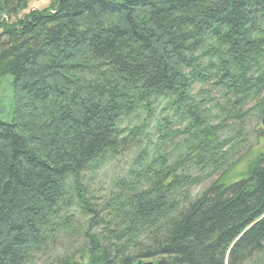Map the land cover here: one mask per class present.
Segmentation results:
<instances>
[{
  "label": "trees",
  "instance_id": "trees-1",
  "mask_svg": "<svg viewBox=\"0 0 264 264\" xmlns=\"http://www.w3.org/2000/svg\"><path fill=\"white\" fill-rule=\"evenodd\" d=\"M29 1L0 0V264H264V151L229 162L220 134L264 117V0ZM161 101L183 153L144 147L92 195L86 172L138 145L144 124L125 119ZM206 168L222 173L193 195Z\"/></svg>",
  "mask_w": 264,
  "mask_h": 264
},
{
  "label": "rangeland",
  "instance_id": "rangeland-1",
  "mask_svg": "<svg viewBox=\"0 0 264 264\" xmlns=\"http://www.w3.org/2000/svg\"><path fill=\"white\" fill-rule=\"evenodd\" d=\"M50 3L51 0H30L28 3L29 7L26 11L32 9H44L49 7ZM3 19L6 21L11 20V18H8L6 15ZM13 82L14 78L10 74L4 75L0 78V118L6 122H10L13 118ZM200 91L201 86L197 85L194 89V93L199 99L201 96H206V93L200 94ZM215 95L218 101L222 103L223 97H219V94ZM164 103L165 101H161L155 105L154 111H151L150 113L146 110H140L131 117L125 119L124 126L133 127L144 124L143 130L139 133L140 135L135 142L138 145L133 146L126 152L107 156L104 162L86 172L84 183L92 195L97 198L106 195L111 189L113 183L128 171L133 159L137 157L144 147H147L152 153L167 152L174 157L183 153L184 146L182 140L185 138V135L183 132L179 131L184 130L185 125L178 117H175L173 113H171L170 109ZM249 107L251 108L252 105ZM165 116L168 117V121H172L168 122L171 129H173L172 133L169 134L166 133L164 128L166 122L162 121ZM262 119L263 117H259V113L254 110L250 115H247L245 119L231 120L228 122V125L221 126L220 134L223 135L224 138H228L230 144L232 143L234 146L233 149L230 150L229 162L241 158L249 150H251L252 153L258 150L264 151V126L262 124ZM242 134L247 135V141H243V137L241 138ZM249 156L247 158H249ZM245 163L246 162L243 161L233 166L232 177L239 178L241 176L246 168ZM192 173L202 178V182L196 184L192 188V194L197 195L209 184L214 182L220 176L222 171H214V169L206 168L203 171H197L194 169L192 170ZM72 210L75 212L78 221H86L85 216L78 206H74ZM79 227L83 228L81 225H79Z\"/></svg>",
  "mask_w": 264,
  "mask_h": 264
},
{
  "label": "water",
  "instance_id": "water-1",
  "mask_svg": "<svg viewBox=\"0 0 264 264\" xmlns=\"http://www.w3.org/2000/svg\"><path fill=\"white\" fill-rule=\"evenodd\" d=\"M262 124H263V126H264V117H263V119H262ZM143 264H157V261H146V262H144Z\"/></svg>",
  "mask_w": 264,
  "mask_h": 264
}]
</instances>
